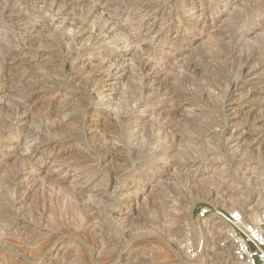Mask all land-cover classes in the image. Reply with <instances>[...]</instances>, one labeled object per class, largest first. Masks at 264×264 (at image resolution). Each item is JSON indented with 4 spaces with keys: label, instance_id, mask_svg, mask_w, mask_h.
Instances as JSON below:
<instances>
[{
    "label": "rangeland",
    "instance_id": "rangeland-1",
    "mask_svg": "<svg viewBox=\"0 0 264 264\" xmlns=\"http://www.w3.org/2000/svg\"><path fill=\"white\" fill-rule=\"evenodd\" d=\"M57 1L0 0V264H239L199 212L264 214V65L222 60L264 40V0ZM12 68L52 94L21 111Z\"/></svg>",
    "mask_w": 264,
    "mask_h": 264
},
{
    "label": "bare ground",
    "instance_id": "bare-ground-1",
    "mask_svg": "<svg viewBox=\"0 0 264 264\" xmlns=\"http://www.w3.org/2000/svg\"><path fill=\"white\" fill-rule=\"evenodd\" d=\"M62 0H58L57 2H55V5L56 6H60V2H61ZM71 1V0H70ZM70 1H66V0H63L62 2H68L67 4H69V2ZM62 2H61V4H62ZM203 15V14H202ZM113 19V18H112ZM70 22H71V19H70ZM205 22V21H204ZM71 23H69V21L65 24L66 25V27H70L71 25H70ZM73 26V25H72ZM192 27H194V26H192ZM154 28H148V31H151V30H153ZM11 32V31H10ZM7 33L6 34V37H5V40H3V43H0V69H5V66H4V63H2V60H4V59H6V57H9V58H11V59H15V58H17L20 54H19V52H16L15 51V49L11 46L12 44H14V43H12L13 41H14V37L12 36V34L11 33ZM238 35V34H237ZM138 36V35H137ZM225 35L223 34L222 35V37L219 39V42H218V48L220 49L221 47L222 48H225V47H227V45H226V43H225V41H224V39H225V37H224ZM15 42V41H14ZM66 42L68 43V44H70V42H71V38L70 37H67L66 36ZM126 42V41H125ZM214 42V41H213ZM244 42V41H243ZM214 44H216L215 42H214ZM216 47H217V45H216ZM250 47V46H249ZM214 48H215V45H214ZM214 50V49H213ZM224 50V49H223ZM220 52V51H219ZM239 52V51H238ZM264 52V40L262 41V42H260L259 43V45L257 46V48H254L253 49V47H252V49H251V51L249 52V53H246L245 54V56H244V58H243V56H242V52H240L239 53V55H237V56H235V55H232V54H225L224 55V57H223V59L222 60H224V59H229L230 60V64H231V62L233 61L234 63H238L239 65H240V71H239V74L241 73V69H243V67L244 66H246L245 64H247L248 62L250 63V62H252L253 60L255 61H257V63H258V65L260 64V65H264V55L262 54ZM220 54H221V52H220ZM222 56H223V53H222ZM219 57H221V56H219ZM216 60L215 61H218V57L216 58V57H214ZM222 58V57H221ZM228 60V61H229ZM242 61H243V65L241 66V63H242ZM219 62V61H218ZM145 65H147L146 63H144ZM252 64V63H251ZM145 65H139L142 69H145V67H147V66H145ZM248 66V65H247ZM235 67H237L236 65H235ZM148 68V67H147ZM256 68V67H255ZM193 73H194V75H196L195 73H196V71L198 70H196V68L195 67H193ZM257 69V68H256ZM139 70V69H138ZM250 70V69H249ZM8 71H10V75H9V79L12 77L13 78V75H14V73H18L17 75V78L19 77V82L20 83H23V84H26L27 83V85L29 86V88L31 87L32 89H34L35 91H36V93L35 94H29V97L27 98V99H25L26 100V103L25 104H19V105H16L21 111H22V109H26L27 107H29V106H33V104L36 102V100L39 98V97H42V96H44V97H49V95L50 94H52V89L51 88H46V87H42V86H44V83L45 84H47V82H48V79H46L47 77L49 78L50 76H47V75H45L46 76V78H44L45 76L44 75H41V74H37L36 75V73H35V71H32V73H31V75L28 77V76H26L25 75V73L24 72H19L18 70H13V68H12V70H8ZM93 71V70H92ZM91 71V72H92ZM143 71V70H142ZM244 72V71H243ZM247 72V71H246ZM259 72H260V70H259ZM174 74H173V78L174 79H177V78H179V74L181 73V72H177V70H176V72H175V70H174V72H173ZM236 75V74H235ZM181 76V75H180ZM186 76V75H185ZM188 77V76H187ZM52 78V77H51ZM209 78V77H208ZM239 78V77H238ZM50 79V78H49ZM53 79V78H52ZM193 79H195V77L193 76ZM207 79V78H206ZM212 79H213V77H212ZM218 79V78H217ZM91 80V79H90ZM192 80V79H191ZM53 81V80H52ZM92 81V80H91ZM176 81V80H175ZM189 81V79L188 78H186V77H183L182 79H181V81L179 80L178 81V84L179 85H182L183 86V84H185V83H187ZM198 81H200V80H198ZM209 81H210V79H209ZM227 82V81H226ZM189 83V82H188ZM199 84H200V82H199ZM26 85V86H27ZM54 85V84H53ZM193 85V84H192ZM230 85V84H229ZM228 85V86H229ZM27 86V87H28ZM204 86V85H203ZM202 86V87H203ZM201 87V86H200ZM211 88H224V89H226L227 88V86L225 85V83H222L221 81H220V79L219 80H214V81H212V83L210 82H208V84H207V86L205 87V89H211ZM191 91V90H190ZM206 91V90H205ZM218 91V90H217ZM224 91V90H223ZM227 91V90H226ZM182 94H184V93H182ZM224 94V93H223ZM202 95V94H201ZM183 97H185V96H183ZM47 99V98H46ZM175 100H177V99H175ZM173 101V100H172ZM29 105V106H28ZM34 107V106H33ZM37 108V107H36ZM3 109V108H2ZM1 109V110H2ZM12 109V108H11ZM14 109V108H13ZM17 109V108H16ZM15 109V110H16ZM25 111V110H24ZM181 111V110H180ZM10 112H12V110L10 111ZM10 112L9 111H7V113L8 114H10ZM57 114H59L57 111H55ZM6 113V112H5ZM17 113V112H16ZM15 113V114H16ZM7 114V115H8ZM11 114H13V113H11ZM10 114V115H11ZM47 114V113H46ZM53 114H55V113H53ZM178 114V113H177ZM42 115H43V113H42ZM4 116V115H3ZM44 116V115H43ZM9 117V116H8ZM60 117V116H59ZM4 118V117H3ZM3 118H2V120H3ZM56 116L54 115V118H52V116L51 115H48V116H46V119L49 121V123H51V124H53L51 127H53L52 129H51V131H53V132H55V130H66L68 127L66 126V124H64L63 122H58V121H55L56 119ZM7 119V118H6ZM5 119V120H6ZM53 119H55V120H53ZM59 120V119H58ZM43 121V120H42ZM2 122V121H1ZM45 123H46V121H44ZM3 124V123H2ZM49 130V129H48ZM69 130V129H68ZM67 131V130H66ZM63 132V131H62ZM62 132L60 131V133L62 134ZM65 133V132H64ZM56 134V133H55ZM68 134V133H67ZM66 135V134H65ZM55 136V135H54ZM59 141V140H58ZM150 144V143H149ZM143 149L144 148H147V144H145L144 143V145H142L141 146ZM260 147V146H259ZM249 149V148H248ZM257 149H260V148H257ZM130 150V149H129ZM135 152H137V151H135ZM245 155V154H244ZM123 161V160H122ZM234 161V160H233ZM196 162H194V166L196 165L195 164ZM237 163L238 164H242L243 163V161H237ZM248 163H249V160H248ZM122 165V164H121ZM115 167H116V165H115ZM125 167H128L127 165L125 166ZM191 168V167H190ZM194 176V175H193ZM193 179H194V177H193ZM200 179V178H199ZM200 183V182H199ZM202 185V184H201ZM200 186V185H199ZM200 191H201V194H206L205 192H207V191H209V189L207 188V189H205V188H203V187H199L198 188ZM217 191V193H215V195H216V198H215V200L218 202L219 200H220V198H224V197H226V196H224V195H221V192L219 191V189H217L216 190ZM221 195V197H219ZM202 196V195H201ZM204 196H206V195H204ZM238 196L237 197H235L234 195H230L229 196V200L230 201H233V200H238ZM239 201V200H238ZM253 212V210H247V212L245 211V213H252ZM250 216V219H251V222H253V223H257L258 221H259V215L257 214V213H255V214H251V215H249ZM249 218V217H248ZM209 220H210V223H212L214 220L215 221H220L219 220V218L218 217H216L215 215H212L210 218H209ZM214 221V222H215ZM217 225H219V226H224V229L226 230V232L227 231H229V228L223 223V222H218L217 223ZM202 258H204V257H201V259ZM200 262V261H199ZM203 262V261H202ZM235 264H236V262H235Z\"/></svg>",
    "mask_w": 264,
    "mask_h": 264
},
{
    "label": "built area",
    "instance_id": "built-area-1",
    "mask_svg": "<svg viewBox=\"0 0 264 264\" xmlns=\"http://www.w3.org/2000/svg\"><path fill=\"white\" fill-rule=\"evenodd\" d=\"M210 215L218 217L229 228L228 240L239 264H264V214L257 223H253L246 220L241 210H213L204 206L200 209L199 220ZM191 254L196 255L195 252Z\"/></svg>",
    "mask_w": 264,
    "mask_h": 264
}]
</instances>
